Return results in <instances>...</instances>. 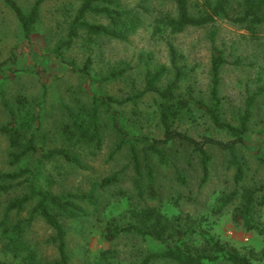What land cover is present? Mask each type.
Instances as JSON below:
<instances>
[{
    "label": "rangeland",
    "instance_id": "obj_1",
    "mask_svg": "<svg viewBox=\"0 0 264 264\" xmlns=\"http://www.w3.org/2000/svg\"><path fill=\"white\" fill-rule=\"evenodd\" d=\"M24 12H28L35 0H15ZM121 6L136 7L142 17L140 27L125 40L107 36H93L86 39L83 30L69 47L62 49L63 61L56 57L54 46L65 39L68 25L79 6L78 0H43L40 4L39 18L34 29L26 39L22 26L13 10L0 0V83L5 97L13 102L18 96H24L33 110L38 109L34 102L39 99L45 88V101L40 114L37 145L43 148L69 146L71 151L80 154L84 168H77L64 158L55 157L42 165L40 182L47 185L45 178L52 180L50 186L54 192L64 190H88L91 180H99L117 171L119 179L108 186L101 196L99 219L91 215L78 220H65L68 230V250L72 257L70 264H85L91 261L98 252L112 249L111 261L115 264H127L143 257L152 242L137 235L123 233L111 242L100 235L103 221L114 219L125 223L130 219L129 208L146 205H159L161 210L172 215H188L196 229L206 228L214 236L227 241L247 252L249 248H264V235L255 230H245L231 219V212L238 204V199L229 203L220 214L213 212L216 197L235 187L233 169L227 167V153L214 145H206L212 156L209 177L200 184L201 168L199 158L192 147L178 140L164 147L169 161L161 165L156 156L150 154L149 161L155 170V184L159 196L154 199L136 187V175L129 163L126 146L110 157L112 147L119 139V134L112 127L110 119L101 111L102 123L100 147L94 143H67L60 135V126L70 123L62 104L76 109L79 104H89L94 91L105 92L114 97H124L131 90L140 89L143 85L145 66L139 60V54L153 53L151 63H168L165 41L170 40L185 56L187 66L186 79L182 88L188 84L197 97L207 99L209 87V65L212 54L208 34L215 30V43L224 51L226 62L221 67L219 92L222 98V117L235 124L237 116L244 107L246 93L256 88L255 78L264 76V24L258 28L256 37L250 35L241 25L225 18H217L215 22L205 26H188L179 33H169L162 26L161 31L152 33L154 18L158 12L175 13L171 0H118ZM149 7L144 12L138 3ZM202 8L201 0H190V10L197 13ZM235 11V10H233ZM90 22L106 23L101 14H88ZM89 56L91 78L87 79L81 72L72 71L66 60H73L81 66ZM126 61L130 68L119 78L108 81L98 80L120 61ZM261 72V73H259ZM264 81V79H263ZM165 79L161 81L163 85ZM155 95L149 93L142 98L135 117L140 132L149 136L161 137L162 128L159 122ZM122 110L126 116L132 117L131 104L114 106ZM192 117L175 123L178 130L185 131L196 139L210 135L227 140L231 136L222 129L216 128L208 117L194 110ZM10 120L8 111L0 103V171H13L21 166H33L38 152L27 157L21 163L11 164V150L7 135L1 126ZM264 128V91L257 96L253 115L249 120L245 134V144H237V151L245 163L244 177L239 188L246 185L264 184V136L260 129ZM141 145H139V148ZM142 154V152H141ZM143 165V163H142ZM180 171L185 182L176 178ZM145 189V181L141 180ZM25 191L23 186L0 192V211L6 201ZM256 220L264 224V204L255 213ZM52 229L39 217L34 221L27 237L37 248L41 259L56 260L58 257L55 245L47 238ZM197 238V242H199ZM253 264H264V260L252 259ZM0 264H15L8 254L0 250ZM151 264H170L163 260H155ZM215 264H227L220 261Z\"/></svg>",
    "mask_w": 264,
    "mask_h": 264
},
{
    "label": "trees",
    "instance_id": "obj_2",
    "mask_svg": "<svg viewBox=\"0 0 264 264\" xmlns=\"http://www.w3.org/2000/svg\"><path fill=\"white\" fill-rule=\"evenodd\" d=\"M3 1L19 20L23 36L29 39L39 18L40 4L43 0H35L28 12H24L15 0ZM78 1L79 6L68 25L65 39L54 46L59 60L63 61L62 49L72 44L80 30L84 31L86 39L103 35L125 40L142 23L141 14L136 7L121 6L118 0ZM171 1L174 3L175 13L158 12L154 18L152 33L160 32L162 26L169 33H179L188 26H205L215 22L217 18H225L241 25L250 35L256 37L259 26L264 24V0H201L202 8L197 13L191 12L190 0ZM138 5L144 12L149 11V7L144 5L143 1ZM88 14H101L107 21L90 22L86 19ZM215 34V30L208 34L212 54L206 100L195 96L188 84L182 88L187 75L185 56L167 39L165 43L168 63H151L153 58L151 51L139 54V60L143 61L145 66L143 85L140 89L131 90L121 98L94 91L89 104L81 103L76 109L62 104L70 123L61 125L59 133L67 143H94L93 147L99 148L102 129L100 115L101 111H104L112 127L119 134L110 157L122 147H127L129 163L137 178L136 187L149 199L159 196V189L155 184V170L148 160L150 154L156 156L159 164L164 165L169 161L164 151L166 145L176 140L190 145L198 155L201 168L199 182L203 184L209 177L212 160L206 145H214L227 153L226 165L233 169L235 187L216 197L213 212L220 214L229 203L238 199V204L231 212L232 221L245 230H255L264 235V224L255 217L258 207L264 204V184L238 187L244 177L245 163L237 151V144H245L244 137L248 131L257 96L264 91V76L258 74L255 78V90L246 93L244 107L238 113L237 123L225 120L221 113L222 98L219 87L221 67L226 58L224 51L215 43ZM65 62L72 71H79L87 79H92L89 72L91 65L89 56L81 66H77L71 59ZM129 68L130 64L122 60L98 80L119 78ZM163 79L165 82L161 85ZM1 87L0 83V103L10 115V120L1 126L11 147L10 163H21L37 152L39 156L33 166L28 164L13 171H0V192L6 193L18 186L25 188L21 194L8 199L0 211V250L8 254L15 264H70L72 254L68 250V230L64 221L97 215L100 211L102 192L118 181L119 173L114 171L99 180H91L88 190L54 192L50 188L53 182L48 177H44L47 183L44 186L39 178L44 162L61 157L77 168H84L85 164L80 154L71 151L69 146L43 148L37 145L45 88L39 99L34 102L38 109L33 110L24 96H18L13 102L8 100ZM149 93L155 95L154 100L162 128L161 137L140 132L135 121V117H139L140 114L137 110L139 103ZM128 104L132 106V117L126 116L122 110L114 107ZM194 110L202 111L216 128L225 130L231 138L223 140L203 135L196 139L187 132L178 130L175 123L192 117ZM259 134L264 136V128L260 129ZM176 178L185 182V177L180 171H176ZM141 180L145 181V189ZM129 213L130 219L127 222L119 223L114 219H106L100 229V235L107 242L113 241L123 233L134 234L152 242V246L143 257L127 264H151L155 260H163L170 264H215L220 261L227 264H253V258L264 260V248L259 250L249 248L247 252H242L231 243L214 236L208 229L194 228L188 215L169 216L159 205L152 204L131 207ZM37 217L53 231L47 241L53 243L57 249L56 260L41 259L37 248L29 242L27 234ZM96 217L100 220L99 215ZM112 254V249H104L98 252L93 260L85 261V264H115L111 261Z\"/></svg>",
    "mask_w": 264,
    "mask_h": 264
}]
</instances>
